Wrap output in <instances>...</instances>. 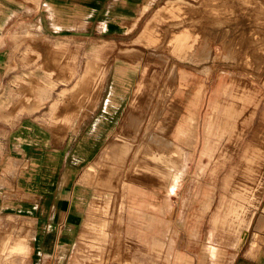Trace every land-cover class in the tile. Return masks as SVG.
Wrapping results in <instances>:
<instances>
[{"label": "rangeland", "instance_id": "rangeland-1", "mask_svg": "<svg viewBox=\"0 0 264 264\" xmlns=\"http://www.w3.org/2000/svg\"><path fill=\"white\" fill-rule=\"evenodd\" d=\"M183 1L194 7L179 13L163 7L167 0H52L49 33L32 26L14 37L10 74L0 81L7 111L0 115V250L15 246L8 235H44L50 226L57 235L41 223L60 214L73 222L66 235L92 236V255L67 256V264H174L162 235H202L198 259L207 264H230L234 248L264 251V180L247 199L256 160L264 170L249 147L264 144V0ZM157 100L149 133L177 141L174 164L164 165L168 155L159 151L134 155L144 124L134 139L124 128L132 111L146 125ZM113 138L130 143L123 164L106 156ZM140 159L164 174L143 170ZM59 196L60 211L44 207ZM225 201L240 204L239 226L224 216ZM50 254L43 264H57Z\"/></svg>", "mask_w": 264, "mask_h": 264}, {"label": "crops", "instance_id": "crops-1", "mask_svg": "<svg viewBox=\"0 0 264 264\" xmlns=\"http://www.w3.org/2000/svg\"><path fill=\"white\" fill-rule=\"evenodd\" d=\"M51 1L0 0V81L9 77L10 72H7V70L16 47L14 37L21 29L27 26H36L40 28L41 32L49 33L48 23L51 14ZM123 1L122 5L124 4ZM1 108L5 109L2 106ZM171 141L175 144L177 152L168 154V161L171 159L175 161L174 158L180 156L182 150L176 140L172 139ZM1 145L2 140L0 138ZM4 159H6V155L0 149V169H2L1 166ZM18 160L19 158H16V160L13 158V161L9 163V167H12L11 170H13L14 161ZM128 161L132 162L134 159L129 157ZM147 165L149 166V164ZM143 170L148 171V169ZM87 175H90L89 171H87ZM1 177L2 172H0ZM63 203L64 198L59 196L57 203L52 199H48L47 205L44 207L47 209L58 207L60 211L64 207ZM2 207V200L0 199V219L2 217ZM68 217H60L59 214L54 220L50 221V219L41 223L42 225L52 224L55 226L57 235H52L51 226L47 228L44 235H8V240H16L15 246L11 242L10 247L0 250V264H43L44 259L51 255L50 253L52 252H56L58 256L57 264H67L66 257L70 255L77 257L92 255V243H89V245L86 243V241L92 240L91 235L86 239L84 238L85 235H66L67 230L73 225V222L68 220ZM26 221L28 224L30 223L28 220ZM129 238L135 245L139 246V248L141 247L142 244H140L137 237L130 236ZM159 238L162 240L165 249H168L170 255L175 256L174 264H185L182 262L184 258L188 259V264H207L206 260L202 263L198 259L200 253L204 257L202 235H162ZM20 239L25 241V243L18 248L17 241ZM76 244L79 246H76ZM51 245L53 248L50 249ZM252 248L247 251L234 248V257L230 264H264V251L258 250L253 256ZM49 250H51L50 253L48 252Z\"/></svg>", "mask_w": 264, "mask_h": 264}, {"label": "bare ground", "instance_id": "bare-ground-1", "mask_svg": "<svg viewBox=\"0 0 264 264\" xmlns=\"http://www.w3.org/2000/svg\"><path fill=\"white\" fill-rule=\"evenodd\" d=\"M167 1H169V2H167L163 7L165 8V9H171V8H173V7H176V11L177 12H182V10L183 9H185L187 6L188 7H191V8H193L194 7V5L193 4H188V3H186V2H184L183 0H167ZM190 5V6H189ZM162 7V8H163ZM191 19V20H190ZM188 20H190L191 21V23H193V20H194V18H188ZM147 27V26H146ZM146 27L143 29V31L145 32L144 33V35H146L147 34V31L148 30H146ZM29 27L27 26V27H24L22 30V32H19L18 34H16L15 35V37L17 38V37H19V36H24L25 34H29ZM143 35V36H144ZM181 37V36H180ZM185 39L183 38V37H181L180 38V41H184ZM184 45V46H183ZM180 44V45H177L176 47H177V49L178 50H181V51H184V50H186L187 48L185 47V43L184 44ZM185 53V52H184ZM184 55V54H183ZM89 70H91V69H93V66L92 65H89V68H88ZM100 70H102V69H100ZM96 76V75H95ZM174 76H175V68H174V66H172L169 70H168V73H167V77H166V79H165V86H167L166 85V83L168 82V81H171V79H174ZM95 81H97V80H95ZM99 81H101V79L99 80ZM99 81H97L98 82V86L99 85H101V83L99 82ZM96 82V83H97ZM147 82V84L149 85V86H151L152 88L155 86V85H157L158 84V82H159V79L157 78V74H153L152 75V77L149 79V80H147L146 81ZM173 82V81H172ZM97 86V87H98ZM175 86V85H174ZM142 89H143V87H142ZM165 89L166 88H162V91H161V93H160V97L161 96H163V94L166 92L165 91ZM167 90V89H166ZM169 90V89H168ZM144 91V90H143ZM148 91V90H147ZM151 94V93H150ZM152 95H153V93H152ZM144 96H145V94H144ZM150 96V95H149ZM140 97H141V95H140ZM216 98V97H215ZM143 99V98H142ZM144 99H146V97L144 98ZM161 99V98H160ZM133 101V100H132ZM141 101V100H140ZM145 101V100H144ZM158 101V100H157ZM131 102V101H130ZM162 102V101H161ZM161 102L160 101H158V103L156 104V106L154 107V109H153V112H151L152 113V115L150 116V119L149 120H147V123H146V125H145V122H144V120H143V116H141V114L139 115V114H135V113H137V112H134V111H132L131 113H129L128 115H127V118H125V129L127 130V132L129 131V133L133 136V139L136 137V135H137V132H138V130H139V127L142 125V124H144L142 127H143V129H144V133H143V135H142V137L140 138V140H139V144H138V146H139V148H137L136 150H135V152H134V155L135 154H137L139 151H140V149H142L141 150V152L143 151L144 153H146V154H153V153H155V152H157V151H159L160 152V154L162 153L163 155H168V154H170L169 153V149L170 148H173V149H175V151H177L176 150V146H175V144L168 138H166L162 133L161 134H158L156 137H155V134L154 133H149V131H150V129H152L153 128V126H155V120H156V117L158 116L157 115V112H158V109L160 108V104H161ZM147 106V105H146ZM135 107V106H134ZM131 108V107H130ZM103 110V109H102ZM135 110V109H134ZM137 110V109H136ZM143 110V109H142ZM7 111H5V109L3 110V108H1V106H0V115H3V114H5ZM129 112V111H128ZM140 112V111H139ZM146 113V112H145ZM145 113H143L144 115H145ZM101 116V115H100ZM107 117V116H106ZM145 117V116H144ZM102 119V118H101ZM131 124H136L135 125V127L134 128H132V125ZM122 126H124V125H122ZM158 130V129H157ZM129 134V135H130ZM128 136V135H127ZM150 137V138H149ZM146 139H152L151 141H145ZM153 140H155V141H153ZM110 141V140H109ZM249 147H250V149H251V157L252 158H255V156H258L259 155V157L260 158H262V163H261V166L264 164V144L263 145H260V147H258L257 146V143L256 144H254V143H250V145H249ZM131 151V146H130V143H128V142H120V138H113L112 139V141L109 143V146H108V148H107V152H106V156H108V157H112V159L113 160H115V161H118V160H121L120 161V163L121 164H123V161H126L127 159H126V155L128 154V152H130ZM131 153V152H130ZM172 153V152H171ZM161 154V155H162ZM130 155V154H129ZM162 155V156H163ZM76 157V156H75ZM130 157H132V156H130ZM151 157V156H150ZM152 157H153V155H152ZM133 158V157H132ZM154 158H155V155H154ZM159 158V157H158ZM157 158V159H158ZM129 159V158H128ZM134 159V161H132V162H135V163H137L136 161H135V158H133ZM151 159V158H150ZM153 159V158H152ZM141 160V159H140ZM155 161V160H154ZM159 161V160H158ZM173 160L171 159L170 161H167V159H164L163 158V161H161V162H163L164 163V165H166V163H168V162H172ZM173 163V162H172ZM171 163V164H172ZM174 164V163H173ZM138 165H143L144 166V168H142V169H148V172L149 173H153V174H155V175H157V176H161L162 175V173L163 172H160L161 171V169H160V171H159V169L157 170L155 167L157 166H154V165H147V163H145L144 161H139V164ZM256 167L253 169V171H254V174H255V176H254V178H255V185H254V188H253V190L252 191H249V195L247 196V199H251V198H253V199H255L256 197H257V195L259 194V191H260V188H262L261 187V185H260V183H261V181H263L264 180V170H260V168H258V164H257V160H256ZM252 166V165H251ZM112 167V166H111ZM89 168V167H88ZM91 168V167H90ZM113 168V167H112ZM15 169V167L13 168V170ZM12 170V171H13ZM164 174V173H163ZM165 176V175H164ZM68 178V177H67ZM67 180V179H66ZM122 181V180H121ZM113 184L114 185H116V181H113ZM246 199V198H245ZM225 205H226V207H225V210H224V216L225 217H227L228 219H230V223L232 224V223H237V225H233V227H237V226H239L242 222H243V220H244V218L241 216L242 214H241V210H240V204L239 203H237V202H235V201H233V202H229V204H228V201H225ZM239 204V205H238ZM123 212V211H122ZM20 230H22V228H20ZM242 233V232H241ZM256 235H258L257 233H256ZM252 242H253V246L257 243V241L255 240V238H253V240H252ZM96 255V254H95Z\"/></svg>", "mask_w": 264, "mask_h": 264}]
</instances>
